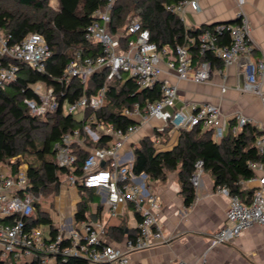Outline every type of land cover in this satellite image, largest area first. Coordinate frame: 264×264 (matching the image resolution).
Listing matches in <instances>:
<instances>
[{"label": "built area", "instance_id": "2783aa9c", "mask_svg": "<svg viewBox=\"0 0 264 264\" xmlns=\"http://www.w3.org/2000/svg\"><path fill=\"white\" fill-rule=\"evenodd\" d=\"M200 1L181 0L168 5L167 9L177 14L187 8L200 11ZM239 3L242 7L244 0ZM112 8L113 0H110L104 10L96 11L97 19L85 30L88 41L102 45V54L84 56L79 51L65 68L61 82L69 84L74 78H78L82 84H86L91 76L107 71V82L132 78L139 89L153 88L159 83V99L148 102L145 106L137 102L132 107L124 108L122 114L142 122L149 118L160 119L164 121V125L157 128L160 133H164L168 126L180 131L201 125L204 129L213 130V137L219 140L226 136L227 129L237 134L245 124L253 123L252 119L238 115L233 119L234 125H231L222 116L220 108L212 104H194L192 110L188 111L176 108L178 86L169 79L161 78L164 72L162 64H166L180 80L209 82L214 65L209 60L195 64L191 49L197 47L200 54L213 52L221 59L224 67L236 65L246 78L244 90L252 91L264 99L258 78V75L264 77V60L254 62L251 59L255 47L251 38L249 17L242 8L238 11L235 22L216 23L198 37H188L185 44H179L174 49L167 45L159 47L156 42L151 41L150 31L144 29L137 20L128 23L117 33L111 32L109 25ZM225 33L231 37V42L227 45L220 42ZM130 35H134V39L127 41L124 48L122 38ZM51 55L52 50L42 34L31 33L21 43L10 44L9 36L0 27V86L16 80L19 63L43 71ZM32 88L39 98L26 99L33 114L44 115L59 108V93L53 86L36 83ZM222 91H227L226 85ZM106 92L107 87L104 86L97 95H83L72 103H65V112L83 113L87 108L99 110L107 104ZM89 119L94 120L95 116L91 115ZM137 128L138 124L124 129L103 122L98 123L96 129L86 126L85 131L93 140L99 141L100 133H106L112 136V141L109 145L100 143L92 148L85 160L83 174H70L66 183L61 186L63 190L66 185L77 187L78 183H83L88 188L98 190L112 215H116L122 205L133 203L142 211L135 236L113 244L108 238L104 223L90 219L74 221L70 229L59 230L52 236H48L41 226H29L28 219L35 214L39 197L27 191L30 186L28 164L21 159V163L13 171L10 163H16L19 159L13 158L8 164L9 169L0 171V219L9 218L8 222L0 221V261L8 257L13 261L31 263L39 258L43 264H57L59 260L66 262L70 256H75L85 258L89 264H130L131 252L147 249L162 241L163 229L153 212V209L160 208V202L149 190L151 180L144 172L134 173L133 155L122 151L125 142ZM262 131L256 140V146L258 152L264 154V129ZM86 138L81 135L80 130L63 135L62 140L55 146L60 166L74 170L76 156L72 153L71 145L73 142L84 144ZM162 144V137H156L155 145ZM249 167L254 175L239 183L242 186L254 184V195L250 203L231 193L228 186H218V190L230 198V204L226 213L227 222L212 237L213 247L231 241L255 225L264 226V161H250ZM204 172L203 161L200 160L196 163V171L191 177L196 189L202 185ZM66 239L69 240V245H64Z\"/></svg>", "mask_w": 264, "mask_h": 264}, {"label": "trees", "instance_id": "16d2710c", "mask_svg": "<svg viewBox=\"0 0 264 264\" xmlns=\"http://www.w3.org/2000/svg\"><path fill=\"white\" fill-rule=\"evenodd\" d=\"M181 0H113L111 10L110 31L117 33L128 23L139 21L144 29L150 31L151 41L159 47L169 46L174 49L179 44H185L188 37H198L205 29L213 25L198 28H187L180 15L167 9ZM110 0H57L54 7L52 0H0V27L9 36V43H21L29 34H42L52 50V55L45 64V69L39 71L25 63H19L20 69L16 80L0 86V164H9L11 159L19 158L16 163H10L13 171L21 163V158L28 164L29 189L37 197H54L60 193L61 186L72 174H83V166L90 154L89 148L99 144L109 145L112 136L100 133L99 141L93 140L85 131V127L97 128L100 122L113 124L115 127L127 129L138 124L132 118L122 114L124 108L132 107L139 102L145 106L161 97V87L157 83L153 88L139 89L135 80L125 78L107 82V71L91 76L86 84L74 78L69 84L60 81L65 68L76 54L81 51L84 56L102 54V45L88 41L85 38L86 27L97 19V10H104ZM134 39V35L122 38V45ZM221 44H229L228 33L221 36ZM192 56L196 65L209 60L215 67L222 61L213 52L200 54L197 47H192ZM45 83L53 86L59 93L60 106L56 111L44 115L31 112L26 99H36L32 86ZM106 86L107 104L94 111L87 108L83 118L76 114L65 112V103L87 95H97ZM94 115L95 119L90 120ZM234 123V122H233ZM173 129L168 126L165 134ZM80 130L86 136L85 145L73 142L72 153L76 156L74 170L60 166L57 161L56 144L64 134ZM263 131L255 124H245L237 134L228 133L217 142L213 138V130L204 129L201 125L193 129H182L178 143L171 150H158L155 138L146 136L139 141L134 149L133 171L136 174L146 173L150 180L165 181L169 174L178 172L182 193L186 206H190L196 198V188L191 177L196 171V163L203 161L204 171L212 174L216 187L226 185L231 193L250 203L254 189L245 190L239 184L254 175L249 167L250 161H264V154L258 152L256 140ZM156 132V136L160 135ZM155 136V137H156ZM108 165H105L107 167ZM81 201L77 205L75 220L87 219L90 215V202L95 199V189L86 187L83 183L77 185ZM141 220V214L138 213ZM8 222L9 218L0 219ZM48 224L52 235L59 229L55 227L50 214L43 211L40 203H36L35 214L28 219V225L38 227ZM138 229L126 233L125 228H107L108 234L117 240L126 236L132 237ZM66 239L64 245H69ZM0 264H43L41 259L31 263L17 262L10 259L1 260ZM57 264H89L83 257L70 256L66 262L59 260Z\"/></svg>", "mask_w": 264, "mask_h": 264}, {"label": "crops", "instance_id": "0c3cea01", "mask_svg": "<svg viewBox=\"0 0 264 264\" xmlns=\"http://www.w3.org/2000/svg\"><path fill=\"white\" fill-rule=\"evenodd\" d=\"M239 1L201 0L200 11L187 8L178 15L187 28H198L220 22L233 23L237 20L238 11L242 8L249 17L251 38L255 47L251 59L254 62L264 60V0H244L242 7H240ZM162 67L164 72L161 78L169 79L178 86L176 108L188 111L192 110L194 104H212L220 108L222 116L227 118L231 125H234L235 117L243 115L252 119L253 124L260 130L264 129V99L252 91L244 90L246 78L236 65L224 67L222 63L219 67L214 66L211 80L200 83L192 80H180L173 70L167 68L166 64H162ZM258 78L264 93V77L258 75ZM224 85L227 86L226 92L222 91ZM136 121L138 128L125 142L122 149L124 153H129L134 157L135 147L146 136L162 137L163 144L155 145L158 150H171L177 145L180 131L172 129L167 134L161 133L156 136L157 128L163 126L164 121L157 118H149L144 122ZM229 124H227V128ZM230 132L232 130L227 129L226 135ZM214 140L220 142L222 139L214 138ZM83 145L86 146L85 143ZM91 149L89 148V150ZM7 169H9L8 164L4 170L0 169V171ZM202 181V185L196 189V198L190 206L185 204L178 172L169 174L165 181H150L149 190L160 202V208L153 209V212L163 229L164 239L147 249L131 252L129 254L130 264H177L178 262L189 264H264V226L255 225L225 244L212 246L213 235L227 222L226 213L230 198L218 190L212 174L204 172ZM253 187V183L242 186L245 190H253ZM69 188L64 187L63 190H60L57 195L59 199L65 191L72 190ZM96 192L95 199L90 202V215L87 219L104 223L106 231L107 228L120 226L125 228L126 233L138 229L140 221L138 213L142 212L139 208L128 202L120 207L116 215H112L102 194L98 190ZM73 194L75 196L71 198L69 205L70 210L74 209L71 213L73 218L68 215L65 218L61 217L60 213L64 211V208L61 204L58 205L57 219L61 223L60 226L56 225L48 208L42 207L43 211L50 214L53 224L59 230L70 229L73 222L76 221L75 213L77 205L81 201L78 187ZM98 198L102 199L99 204L96 202ZM49 235L52 236L51 230ZM127 237L129 236L125 238ZM108 238L113 244L125 240V238L117 240L110 234H108Z\"/></svg>", "mask_w": 264, "mask_h": 264}, {"label": "rangeland", "instance_id": "374dc122", "mask_svg": "<svg viewBox=\"0 0 264 264\" xmlns=\"http://www.w3.org/2000/svg\"><path fill=\"white\" fill-rule=\"evenodd\" d=\"M52 4L54 7H57V0H52ZM66 106L68 107V104ZM75 114L79 119L83 118L82 112L77 111ZM22 161H25V159H23ZM4 168H6V164H0V169L4 170ZM65 187H70L69 189H72V190L65 191L62 194L60 199L58 196H54V197H50V196L49 197L48 196L42 197V196H40L39 201H38L40 203L41 207H47L48 208L53 219L56 222V225H58V226L61 225V223L58 221L59 219H57L58 218L57 217V214H58L57 211L59 210V206H58L59 204H61L62 207L64 208V211H62L60 213L61 214L60 216L65 218V216L68 215L69 217L73 218L71 213H72V211H74V209L70 210L69 205H70L71 198H73L75 196L73 193L76 191L77 187L75 185H66ZM101 201H102L101 198L96 199V202L98 204ZM41 226L46 231L47 235H49L50 230H51L50 225L42 224ZM4 260L10 261V259L8 257H5Z\"/></svg>", "mask_w": 264, "mask_h": 264}]
</instances>
